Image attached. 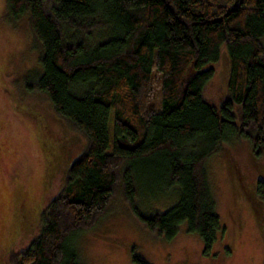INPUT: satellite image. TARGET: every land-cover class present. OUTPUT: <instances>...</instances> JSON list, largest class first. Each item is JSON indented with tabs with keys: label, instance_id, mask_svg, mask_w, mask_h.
Returning <instances> with one entry per match:
<instances>
[{
	"label": "trees",
	"instance_id": "obj_1",
	"mask_svg": "<svg viewBox=\"0 0 264 264\" xmlns=\"http://www.w3.org/2000/svg\"><path fill=\"white\" fill-rule=\"evenodd\" d=\"M23 15L42 51L40 75L26 88L47 96L56 117L84 135L86 147L63 186L47 194L38 234L27 248L9 252V264H78L68 238L94 225L118 193L160 236L172 238L186 221L209 253L226 227L207 159L242 139L255 155L264 154V0H61L54 6L7 0L9 22ZM97 27L110 34L96 43L67 34ZM223 44L230 56L228 91L215 104L203 91ZM128 162L154 171L167 187L178 185L179 201L142 213ZM257 190L264 197L263 179Z\"/></svg>",
	"mask_w": 264,
	"mask_h": 264
},
{
	"label": "rangeland",
	"instance_id": "obj_2",
	"mask_svg": "<svg viewBox=\"0 0 264 264\" xmlns=\"http://www.w3.org/2000/svg\"><path fill=\"white\" fill-rule=\"evenodd\" d=\"M61 0H48L50 6ZM7 0H0V264H9L12 250L27 248L38 234L47 194L64 184L71 162L86 147V138L58 119L47 96L30 92L28 82L40 75L41 50L33 46L28 16L16 22L6 17ZM84 35L90 43L109 36L97 27ZM216 72L203 94L220 104L228 91L230 56L221 46ZM155 102L160 101L158 91ZM113 118L110 119L111 139ZM131 163L128 162L127 165ZM208 182L225 232L212 249L186 221L168 239L152 232L118 193L108 209L88 229L68 238L78 264H264V197L256 191L264 180V154L255 155L245 139L227 143L222 154L206 162ZM135 203L144 214L165 211L179 201L178 185L167 187L154 171L132 165Z\"/></svg>",
	"mask_w": 264,
	"mask_h": 264
},
{
	"label": "water",
	"instance_id": "obj_3",
	"mask_svg": "<svg viewBox=\"0 0 264 264\" xmlns=\"http://www.w3.org/2000/svg\"><path fill=\"white\" fill-rule=\"evenodd\" d=\"M181 264H188V263H181Z\"/></svg>",
	"mask_w": 264,
	"mask_h": 264
},
{
	"label": "flooded vegetation",
	"instance_id": "obj_4",
	"mask_svg": "<svg viewBox=\"0 0 264 264\" xmlns=\"http://www.w3.org/2000/svg\"><path fill=\"white\" fill-rule=\"evenodd\" d=\"M181 264V263H180Z\"/></svg>",
	"mask_w": 264,
	"mask_h": 264
}]
</instances>
